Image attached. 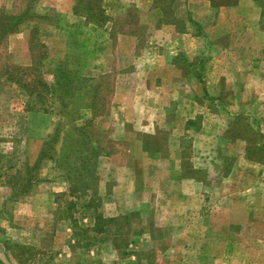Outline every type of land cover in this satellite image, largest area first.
I'll use <instances>...</instances> for the list:
<instances>
[{
	"label": "rangeland",
	"instance_id": "rangeland-1",
	"mask_svg": "<svg viewBox=\"0 0 264 264\" xmlns=\"http://www.w3.org/2000/svg\"><path fill=\"white\" fill-rule=\"evenodd\" d=\"M210 1L207 12L202 0H105L109 21L99 26L74 14V0H0L1 21L29 13L0 41V264H264V0H254L255 22L228 13L219 19L240 0ZM168 16L186 28L159 23ZM164 26L191 37L172 39L170 65L148 76L167 117L143 139L150 157L160 158L166 151L157 145L184 138L183 176L201 206L181 217L175 201L148 196L136 199L150 203L140 212L113 216L109 193L126 172L106 181L105 158L123 143L112 98L164 54L154 40ZM211 56L229 66L214 86L201 73ZM13 67L28 68L21 83L48 87L8 81ZM34 173L39 180L16 194L12 177ZM148 179L141 184L151 186ZM98 216L113 219L101 223L103 233L82 231Z\"/></svg>",
	"mask_w": 264,
	"mask_h": 264
},
{
	"label": "crops",
	"instance_id": "crops-1",
	"mask_svg": "<svg viewBox=\"0 0 264 264\" xmlns=\"http://www.w3.org/2000/svg\"><path fill=\"white\" fill-rule=\"evenodd\" d=\"M202 4L207 7V12H210V8H212L211 1L202 0ZM243 6L248 8L243 10ZM259 10L254 0H240L237 9L226 7L221 9L219 19L221 17L224 19L225 13H228L236 15L235 17L237 19L251 16L252 18L249 19H254L253 22H255L257 16H261ZM246 25L250 27L253 23H251V25ZM231 31L232 29H230V32ZM232 33L233 31L231 34ZM243 34H245L244 31L238 34V36ZM188 37H191V34H179L172 26H164L159 30L156 33V39L154 37H152V39L154 38L155 41L158 40L159 44L162 43V46H165L164 54L160 55L153 65L143 68L141 79L137 80L130 90L116 91L112 98L111 115L118 117L119 127L117 132L122 137L123 143L120 147L122 150L120 154L105 158L107 162H110L108 169L109 173L105 176L106 181L111 174L119 173L120 170L126 172L125 177L119 176L115 179L109 193V197L117 212L113 216H119L124 212H140L144 206H148L150 203L141 200L142 202L138 204L136 199H144V197L148 196L150 198L156 197L157 199L164 198L171 202L175 201V208L177 209L175 214L179 213L181 217H183L182 214H192L198 211L201 206L198 192L190 183L191 181H187L183 176L185 164L183 157L186 151L184 138H181L179 142H166L157 145L156 150L164 149L166 151V154L160 158L150 157V153L148 152L150 148L143 139L144 136L154 138L164 127L162 118L164 117L166 119L167 117L166 107L163 105L161 106L160 103L163 101V98L159 99V97L156 99L153 95L159 91V88L156 87V84L153 83L152 80H149L148 76H150L155 69H163L170 65L168 63V56H172L174 53L171 51V47L168 46V44L170 45L172 43V39L184 40ZM208 38H211L209 34ZM208 38L206 39L207 42ZM238 40L241 41V37H239ZM249 40L250 39H248V41ZM168 47H170L169 50ZM224 53L226 55L232 53V48H227ZM213 57L214 56H211L201 68V73L204 74V81L208 86H214L218 79V73L229 68L226 63L219 64ZM163 82L164 85L167 84L165 81ZM177 98L179 99L180 97L177 96ZM177 98L173 100L176 101ZM176 113L182 115V110L179 109ZM184 130V133L193 132V130L187 128ZM119 160H121L120 165ZM151 164H155L158 167L164 166V169L162 168L160 172H156L158 169L152 170L149 168ZM195 168L199 169L197 165H195ZM158 174L162 175L161 180L158 178ZM145 175L150 177V179H148L149 181L152 180L151 186L141 184L145 179ZM157 180L158 185L153 186V183H157ZM154 203L152 204V208L157 210L160 203ZM162 203H164V201H162ZM137 204L140 205V207L136 208Z\"/></svg>",
	"mask_w": 264,
	"mask_h": 264
},
{
	"label": "trees",
	"instance_id": "trees-1",
	"mask_svg": "<svg viewBox=\"0 0 264 264\" xmlns=\"http://www.w3.org/2000/svg\"><path fill=\"white\" fill-rule=\"evenodd\" d=\"M75 1V6H74V14L81 16V17H85L86 20L88 22L94 23L96 25L99 26H103L105 25L108 21H109V17L106 15V11L104 8V1L105 0H74ZM172 12V11H171ZM28 11H25L23 14L19 15L18 17H11L5 21H1L0 20V41H2L3 39H6L7 36L11 33H16L18 31V28L21 24H23L24 22H26V20L28 19L29 15H28ZM164 14H167L166 11H164ZM171 15H173V12L171 13ZM191 21V20H190ZM169 23V24H175L177 25L178 23L182 24L185 28H186V24L183 21H178L175 17H166L164 20H160L159 23ZM183 22V23H182ZM192 22V21H191ZM185 24V25H184ZM28 68H22V67H13V71L10 72V76L8 77V81L16 83V84H20L22 87L30 89L32 86L36 85H40L41 87H45L47 88L48 85L46 83L43 82H38L37 81H30L29 83L23 84L21 83V78H18V74L23 72V71H27ZM54 141V138L50 141V143L48 142L46 145H48V148L51 144V142ZM49 153V151H48ZM49 156L47 154V152L42 153L40 159H38V161H36L34 166H29L27 165L26 170L27 173H31L34 170H37L39 167V164L41 162L42 159H44L45 157ZM91 173L90 170H87L86 173ZM39 180V178L36 176V174H32V176L28 179H25L23 181H14L15 178L12 177V179L10 181L12 182H16L13 187L14 189H18V193L16 194H21L24 195L26 194V192H28V189L30 188V186H32L33 180ZM18 195L14 196L17 197ZM73 208V206L69 207V209L71 210ZM113 219H105L103 217H97L96 220V224L93 228H82V231H84L85 233H90V232H97L98 234L103 233L105 231V229L102 226V222H106V221H112Z\"/></svg>",
	"mask_w": 264,
	"mask_h": 264
}]
</instances>
